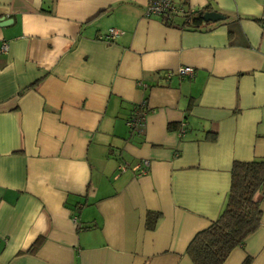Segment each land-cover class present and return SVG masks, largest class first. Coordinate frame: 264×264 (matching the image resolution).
<instances>
[{
  "label": "crops",
  "instance_id": "crops-1",
  "mask_svg": "<svg viewBox=\"0 0 264 264\" xmlns=\"http://www.w3.org/2000/svg\"><path fill=\"white\" fill-rule=\"evenodd\" d=\"M146 2L0 0V264H193L232 163L264 161V0H187L224 16L198 28ZM254 199L221 264H264Z\"/></svg>",
  "mask_w": 264,
  "mask_h": 264
},
{
  "label": "trees",
  "instance_id": "trees-1",
  "mask_svg": "<svg viewBox=\"0 0 264 264\" xmlns=\"http://www.w3.org/2000/svg\"><path fill=\"white\" fill-rule=\"evenodd\" d=\"M204 12L205 10H192L182 16V24L198 28L203 23ZM174 15L176 14L166 13L162 16H167L164 20L169 23L168 19ZM131 115L132 112L128 118ZM263 184L262 159L232 163L229 190L223 209L206 227L197 231L186 246V255L193 264H221L233 247L257 229L261 211L254 194ZM248 263L249 260L246 259L244 264Z\"/></svg>",
  "mask_w": 264,
  "mask_h": 264
},
{
  "label": "built area",
  "instance_id": "built-area-1",
  "mask_svg": "<svg viewBox=\"0 0 264 264\" xmlns=\"http://www.w3.org/2000/svg\"><path fill=\"white\" fill-rule=\"evenodd\" d=\"M187 0H181V4H175V0H147L145 4V13L146 15H164L166 13L169 14H187L191 12L185 4ZM118 34V30L114 28H109L107 39L114 38ZM6 44L2 45L3 49H6ZM193 69L190 66L180 67L178 69L179 74H188L191 75ZM141 111H135L132 115L126 120L127 126L131 128H137V125L141 123ZM142 165L138 167V172L140 174L146 173V168L148 166V162L146 160L142 161ZM124 168V167H122Z\"/></svg>",
  "mask_w": 264,
  "mask_h": 264
},
{
  "label": "water",
  "instance_id": "water-1",
  "mask_svg": "<svg viewBox=\"0 0 264 264\" xmlns=\"http://www.w3.org/2000/svg\"><path fill=\"white\" fill-rule=\"evenodd\" d=\"M203 19L206 20V21H216V20H219V19H223L224 16L216 11H206L203 13ZM5 20H0V26L2 24H4ZM264 189V184L262 186V190Z\"/></svg>",
  "mask_w": 264,
  "mask_h": 264
}]
</instances>
